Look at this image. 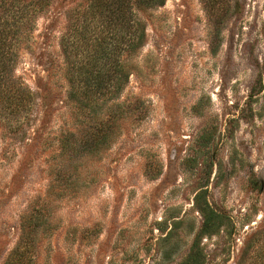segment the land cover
<instances>
[{"label":"rangeland","instance_id":"1","mask_svg":"<svg viewBox=\"0 0 264 264\" xmlns=\"http://www.w3.org/2000/svg\"><path fill=\"white\" fill-rule=\"evenodd\" d=\"M87 4L1 48L0 264H264V0L143 8L119 91L71 96Z\"/></svg>","mask_w":264,"mask_h":264},{"label":"trees","instance_id":"2","mask_svg":"<svg viewBox=\"0 0 264 264\" xmlns=\"http://www.w3.org/2000/svg\"><path fill=\"white\" fill-rule=\"evenodd\" d=\"M48 2L49 0H9L11 11L10 14H6L4 32L0 33V61L3 43L5 50L6 40L10 38L14 28L27 29L32 11L43 9ZM88 2L83 19L74 21L70 18L69 30L62 37V47L66 56H69L68 49L72 41L75 45L81 46L79 51L75 52L78 64L76 69L68 66L70 73L75 71L72 78L74 91L71 96H90L87 92L90 88H96L98 94H113L119 91L123 83L120 80L126 79L127 76L120 64L122 63L120 57L124 49L138 47L144 34L139 21L134 20L133 14L143 8L159 6L164 0H88ZM8 66L4 51V84L0 79V92L4 89V96H21L20 92L13 91V81L8 80ZM24 91L28 90L24 88ZM21 101L28 102L24 98ZM205 222H209L206 217Z\"/></svg>","mask_w":264,"mask_h":264}]
</instances>
